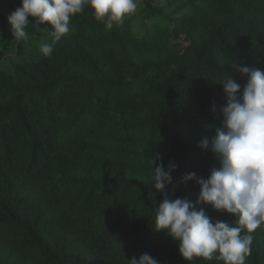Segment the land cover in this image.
Instances as JSON below:
<instances>
[{"label": "trees", "instance_id": "1", "mask_svg": "<svg viewBox=\"0 0 264 264\" xmlns=\"http://www.w3.org/2000/svg\"><path fill=\"white\" fill-rule=\"evenodd\" d=\"M143 1L144 20L135 11L111 30L86 5L50 56L28 53L0 9V264H129L144 253L160 264H223L188 261L154 230L164 193L149 160L178 165L165 192L195 205L199 185L182 176L219 167L198 147L221 126L217 82L228 73L242 90L248 77L234 60L264 71V0ZM28 19L29 42L49 36L48 22ZM252 235L245 264H264V225Z\"/></svg>", "mask_w": 264, "mask_h": 264}, {"label": "clouds", "instance_id": "2", "mask_svg": "<svg viewBox=\"0 0 264 264\" xmlns=\"http://www.w3.org/2000/svg\"><path fill=\"white\" fill-rule=\"evenodd\" d=\"M20 4L7 17L14 39H28L29 16L36 18L31 23L37 27L48 22L52 30L45 29L50 42L40 45L44 56H50L54 46L72 31V17L82 13L86 5L93 10L95 20L109 30L122 23L126 15L135 13L138 6L136 0H20ZM231 64L247 75V82L241 90L228 73L217 82L222 84L225 96L220 108L221 126L211 141L203 138L198 143V147L215 155L219 167H213L207 178L195 172L183 174L182 182L195 180L199 185L195 205H211L218 212L233 214L235 224L213 223L203 208L197 210L186 198L170 199L165 187L173 184L171 173L178 165L170 161L165 170L159 154L149 160L154 188L164 193L162 202L154 207V230L164 231L176 241L179 253L188 261L200 257L223 264H245L251 255L252 233L264 225V71L241 66L235 60ZM128 262L160 264L148 253Z\"/></svg>", "mask_w": 264, "mask_h": 264}, {"label": "rangeland", "instance_id": "3", "mask_svg": "<svg viewBox=\"0 0 264 264\" xmlns=\"http://www.w3.org/2000/svg\"><path fill=\"white\" fill-rule=\"evenodd\" d=\"M12 1V0H10ZM9 0H0V9H1V12H2V15H3V26L11 31V25L9 24L8 20H7V17L9 16V14L13 11L11 10V7L9 6ZM137 2V14H138V18L139 20H144L145 17H146V12H147V8L144 4V1L143 0H136ZM153 4H165L166 0H153ZM50 37H46V38H42V39H34V38H31V41L29 42V38L27 40H22V43L24 44L23 48L26 49V51L28 53H39V54H42L40 52V45L42 43H47V42H50ZM182 45L185 44V42H182L181 43ZM8 51V54H12V48H10ZM2 52V54H5L6 53V49H0V53ZM43 55V54H42ZM7 63H5L4 61L0 62V70L1 69H4L6 70L7 69Z\"/></svg>", "mask_w": 264, "mask_h": 264}]
</instances>
